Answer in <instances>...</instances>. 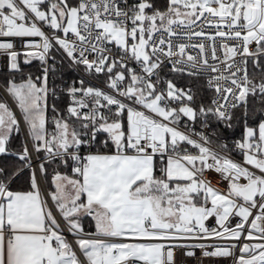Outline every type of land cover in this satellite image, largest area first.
<instances>
[{"label":"snow or ice","instance_id":"6c2138e0","mask_svg":"<svg viewBox=\"0 0 264 264\" xmlns=\"http://www.w3.org/2000/svg\"><path fill=\"white\" fill-rule=\"evenodd\" d=\"M0 76V264H264V0H0Z\"/></svg>","mask_w":264,"mask_h":264},{"label":"built area","instance_id":"2783aa9c","mask_svg":"<svg viewBox=\"0 0 264 264\" xmlns=\"http://www.w3.org/2000/svg\"><path fill=\"white\" fill-rule=\"evenodd\" d=\"M130 2H131V0H130ZM195 42H198V41H195ZM190 52H192V54H195V50H190ZM73 75H75V74H73ZM179 86L184 87L185 84L179 85ZM233 157H234V159H236L238 161L242 160V157H240L238 154L234 153ZM205 178L211 179L212 186L219 187L221 189L225 188V184L219 182L220 178L214 172L206 173ZM208 223L210 226L214 225V219H210V221ZM69 238H71V237H69ZM193 251H195V253H196V255L194 257H185L183 255V253H178L177 254V260H178L179 264H232L231 259L202 257L201 251L199 249H193ZM137 264H142V262H137Z\"/></svg>","mask_w":264,"mask_h":264},{"label":"trees","instance_id":"16d2710c","mask_svg":"<svg viewBox=\"0 0 264 264\" xmlns=\"http://www.w3.org/2000/svg\"><path fill=\"white\" fill-rule=\"evenodd\" d=\"M155 4H156L157 7L161 8V10H162V9L166 8V6H167V0H155ZM37 65H38V62H35V61H34L33 64H32L30 67H29V66H25V70H26V71H33V72H35V74L38 75L39 73L36 71ZM73 76H74V75H73L72 73H66V74H65V79H66V80H70ZM0 80L4 82L3 76H0ZM56 83L59 84V83H60L59 80H57ZM0 84L2 85L1 82H0ZM178 84H179V85L186 84V80H180V81L178 82ZM197 84H199V85H203V80H200L199 82L194 81V82H193V87L195 88V87L197 86ZM66 100H67V97H63L62 100H61V102H60V105H59V106H60V107H64ZM239 135H240V133H239V130H238V131L235 133V137L238 138ZM19 142H20V138H19V137H16V138L13 140V144H14V145H18ZM0 163L7 164L8 166L11 167V166H13L14 164H16L17 161H16L13 157L8 156V157H0ZM53 167H55V166H53ZM60 171L63 172V171H65V169H64L63 167H61V168H60ZM67 171H68V174H71V170H70V168L67 169ZM15 186H16V185L14 184L13 187H15Z\"/></svg>","mask_w":264,"mask_h":264},{"label":"crops","instance_id":"0c3cea01","mask_svg":"<svg viewBox=\"0 0 264 264\" xmlns=\"http://www.w3.org/2000/svg\"><path fill=\"white\" fill-rule=\"evenodd\" d=\"M0 86L2 87L1 84H0ZM0 99H4V100H6V98L4 97L3 94H1V92H0ZM11 101H12V100H11ZM12 103H13V101H12ZM13 105H14V103H13ZM14 107H15V106H14ZM240 157H241V156H240ZM69 175H71V174H69ZM84 226H85V229H86L87 231H94V224L92 223V221H91L90 219L85 221Z\"/></svg>","mask_w":264,"mask_h":264},{"label":"water","instance_id":"95a60500","mask_svg":"<svg viewBox=\"0 0 264 264\" xmlns=\"http://www.w3.org/2000/svg\"><path fill=\"white\" fill-rule=\"evenodd\" d=\"M0 92H1V94L4 95V97L6 98V100L8 101V103H9L11 106H13V108H14V105H13L11 99H10L9 97H7V96L4 94L3 89H2L1 86H0ZM11 103H12V104H11Z\"/></svg>","mask_w":264,"mask_h":264},{"label":"rangeland","instance_id":"374dc122","mask_svg":"<svg viewBox=\"0 0 264 264\" xmlns=\"http://www.w3.org/2000/svg\"><path fill=\"white\" fill-rule=\"evenodd\" d=\"M162 10H163V9H162ZM0 82L2 83V85L4 84V82H3V81H1V80H0Z\"/></svg>","mask_w":264,"mask_h":264},{"label":"bare ground","instance_id":"6f19581e","mask_svg":"<svg viewBox=\"0 0 264 264\" xmlns=\"http://www.w3.org/2000/svg\"><path fill=\"white\" fill-rule=\"evenodd\" d=\"M12 104V103H11Z\"/></svg>","mask_w":264,"mask_h":264}]
</instances>
